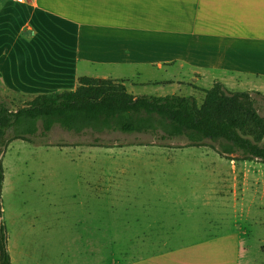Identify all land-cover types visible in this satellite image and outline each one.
I'll list each match as a JSON object with an SVG mask.
<instances>
[{"label":"rangeland","instance_id":"obj_1","mask_svg":"<svg viewBox=\"0 0 264 264\" xmlns=\"http://www.w3.org/2000/svg\"><path fill=\"white\" fill-rule=\"evenodd\" d=\"M181 81L132 94L193 97L200 106L205 90H190V74ZM90 137L55 127L45 140L5 148L0 221L16 264L29 221L44 264H117L231 232L242 236L249 264H264V163L205 146L176 148L183 139L117 132L102 136L108 145H93Z\"/></svg>","mask_w":264,"mask_h":264},{"label":"crops","instance_id":"obj_2","mask_svg":"<svg viewBox=\"0 0 264 264\" xmlns=\"http://www.w3.org/2000/svg\"><path fill=\"white\" fill-rule=\"evenodd\" d=\"M185 73L190 90L209 79L264 95V0H0V98L24 104L81 77L162 90ZM34 224L21 227L19 264H44ZM247 252L240 234H207L117 264H249Z\"/></svg>","mask_w":264,"mask_h":264},{"label":"trees","instance_id":"obj_3","mask_svg":"<svg viewBox=\"0 0 264 264\" xmlns=\"http://www.w3.org/2000/svg\"><path fill=\"white\" fill-rule=\"evenodd\" d=\"M13 103L0 98V218L5 148L16 139L45 140L55 127L91 135L93 145H108L102 138L108 133L147 134L157 142L186 141L176 148L205 146L230 160L264 163V95L233 92L219 81L205 90L200 106L193 97H135L122 82L91 77L79 78L75 90L39 94L16 109ZM0 264H11L1 221Z\"/></svg>","mask_w":264,"mask_h":264},{"label":"built area","instance_id":"obj_4","mask_svg":"<svg viewBox=\"0 0 264 264\" xmlns=\"http://www.w3.org/2000/svg\"><path fill=\"white\" fill-rule=\"evenodd\" d=\"M16 1L21 2V1H23V0H16Z\"/></svg>","mask_w":264,"mask_h":264}]
</instances>
